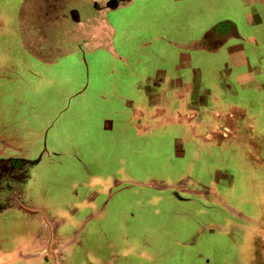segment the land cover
<instances>
[{
	"label": "rangeland",
	"instance_id": "374dc122",
	"mask_svg": "<svg viewBox=\"0 0 264 264\" xmlns=\"http://www.w3.org/2000/svg\"><path fill=\"white\" fill-rule=\"evenodd\" d=\"M122 1L34 0L36 20L41 23L44 19L49 26L46 33L41 27L37 33L56 53L70 44L60 43L59 34L64 38L69 34L56 22L62 15L68 19L62 23L66 29H82L80 57L65 54L63 65L53 68L54 75H49L48 68L45 76H49L43 79L14 76L8 64L0 66V160L9 159L12 167L38 161L30 178L0 177V191L5 188L0 192V255L6 256H0V264H264V188L256 205L262 214L261 225L254 230L249 221L243 230L259 237L227 241L218 236L240 231L236 223L243 215L239 207L244 195L241 177L224 171L209 173L199 166L200 161L192 169L191 161L177 159L172 133L149 140L139 137L137 124L128 122L127 101L138 98L136 83L131 81L135 76H126L125 66L113 59L109 45L93 51L88 48L96 38L87 30L99 27L100 20L114 24L120 18H135V25L142 28L171 23L179 11L178 16L185 13L188 19L183 23L188 30L228 19L238 24L241 34H249L241 1L208 0L206 6L199 3L202 0H128L127 5ZM20 3L0 0V17L5 22L0 27L5 35L13 27L12 15ZM113 3L121 4L119 12H112ZM107 30L103 26L108 39ZM11 35L4 36L5 49L12 43ZM212 65L216 71L217 61ZM174 77L167 76L168 80ZM207 78L215 82L219 76ZM240 78L239 89L227 79L229 92L223 97L232 106L225 115L254 116L236 107L242 103L264 115V89L260 87L264 76ZM198 115L194 130L202 140L196 152L213 144L221 152V130L226 122L222 113L216 112L207 122H201ZM208 141L215 143H204ZM261 142L264 154V134ZM95 191L97 195H93ZM84 200L89 201L86 210L77 211ZM89 206L97 207L104 216L85 226L80 224L83 219L96 214ZM73 214L78 217L71 221ZM202 232H213L215 237ZM8 238L13 247L18 246L2 245ZM41 243L51 252L56 250V256L43 254L39 258L45 252ZM246 248L248 257L242 261Z\"/></svg>",
	"mask_w": 264,
	"mask_h": 264
},
{
	"label": "flooded vegetation",
	"instance_id": "af4514ba",
	"mask_svg": "<svg viewBox=\"0 0 264 264\" xmlns=\"http://www.w3.org/2000/svg\"><path fill=\"white\" fill-rule=\"evenodd\" d=\"M202 2L204 6L207 5V1L202 0L199 3ZM113 5L112 12H115L117 3ZM179 12L173 14L175 16L173 22H165L163 25L161 23L138 28L134 23L135 18L134 20L118 19L116 22L112 40L113 59L125 66L126 76L136 77L130 80L136 83L138 93V98L127 101L130 110L128 122L137 124L135 131L138 132V136L147 140L150 137L172 133L170 140L174 144L177 159L186 163L191 161L192 169L198 166L200 161L199 166H203L209 173L224 171L229 175L241 177L240 189L244 195L241 196L239 207L243 215L236 223L240 231L218 236H222L227 241L255 240L259 237L258 233H246L243 230L249 221L253 222L254 230L261 225L262 214L256 205L259 204L264 188L262 163L264 154L261 151L264 115L244 103L236 107L254 116L225 115L230 113L232 105L223 96L226 95V90L229 92L226 88L227 79H232L230 82L236 84L238 89L241 87L239 80H241L240 76H245V72L248 71L247 62L251 64L254 61L264 62V30L256 29L254 33L251 32L246 36L240 33L238 26L232 20L228 19L216 21L212 26H192L188 30L187 26H183L188 19H185V13L178 16ZM180 16L181 20H179ZM177 21H180L179 25ZM129 35L134 38L129 40ZM252 37L254 39L250 40ZM243 52L246 54L245 58L241 55ZM213 60L217 61L216 71L213 69ZM244 60L245 64L242 63ZM162 76L176 77L166 81V84ZM207 76H219V78L214 82L215 79L208 80ZM165 86L168 88L163 89ZM260 87L264 89V85ZM211 91L218 93L212 96ZM238 91L240 94V90ZM239 94L235 96L240 101ZM209 96L208 102H205ZM262 100L264 101V98ZM216 112H221L226 120L223 121L221 130L223 150L219 152L217 150L219 146H214L215 142L208 141L204 143L213 145L203 149L204 152L198 153L197 143L202 140L197 137V131L194 130L198 114H201L203 119L201 122H207ZM229 118L233 122L229 121ZM251 148L255 150L252 154L248 153ZM192 150L195 154H191ZM1 166L3 168L0 170L3 171L0 177L5 180L18 179L26 175L17 167H12L11 163L0 161ZM225 183L229 187L228 181ZM229 208L230 206L226 208L228 216ZM205 236L215 237V234L207 232Z\"/></svg>",
	"mask_w": 264,
	"mask_h": 264
},
{
	"label": "crops",
	"instance_id": "0c3cea01",
	"mask_svg": "<svg viewBox=\"0 0 264 264\" xmlns=\"http://www.w3.org/2000/svg\"><path fill=\"white\" fill-rule=\"evenodd\" d=\"M36 2H38L39 0H35ZM127 0H123L121 2L122 5H127L128 3H126ZM208 1V0H205ZM241 4L243 6V10L246 11L244 12V18L246 20V24L248 25L247 30L248 32H252L254 33L255 30H264V0H240ZM33 3L34 0H21L20 6L18 8V10L15 12V14L12 15V29H10V34L12 33L11 37H12V43H8L7 45V49H5V47L3 46L4 42H7L5 40L4 36H9L5 35V33L1 30L0 27V66L4 63V65L8 64L10 68H12L13 70V75L14 76H35L37 78L43 79V76L47 75L46 70L48 68H50L49 70L50 73L49 75H54V69L53 68H60L63 63H64V55L66 54L67 56L70 54H76L77 53V57L79 58V41L81 39V31L82 29H76L74 31H71V29H66L64 27V24H62L63 22H65V20H68L67 17L62 15V18L60 20H57L56 22H58V24L60 25V30L61 31H68V37H63L61 34L60 35V43L63 46L64 43H70L68 45V47L64 50V47L61 48V50L58 49L57 53L55 52V50H53V48L48 47V40L45 39L44 37H40V35H38L37 33V29L39 27H41V29L43 30V33H46V29L49 27L47 25V21L44 19H41V23L39 21L36 20V18L38 19L37 14H33ZM119 3V5L117 4V7L115 12H119V9L121 7H118L121 5ZM239 9L240 8V4H239ZM46 11V10H45ZM48 11V10H47ZM3 13V11H2ZM37 13V12H36ZM48 13L46 14V16H48ZM35 16V18H34ZM45 16V17H46ZM49 18V17H48ZM59 19V18H58ZM121 19V18H120ZM123 19V18H122ZM126 19V18H125ZM118 21V19L116 20V22ZM39 22V24H38ZM99 27H95L93 26L92 29H90L89 31L87 30V33L90 36H93L94 38H96L95 40H93L92 44L88 45V48H91L92 51L99 49L100 47L104 46H108L110 47V49L113 50L112 48V40H113V29L116 26V22L113 24H110V22L106 23V20L104 22H102V20L99 21ZM1 23H5L3 21V18L0 17V24ZM238 25V24H236ZM103 26L106 27V29H108L107 31L109 32V38L107 39V37L105 35H103L104 31H103ZM239 28V27H238ZM12 30V31H11ZM137 31V30H135ZM133 32V31H132ZM14 33V34H13ZM42 33V34H43ZM62 33V32H60ZM137 33V32H135ZM246 36L248 35L247 33ZM14 36V39H13ZM249 36V35H248ZM42 40H40V39ZM131 38H134V36L130 37L129 35V40ZM254 37L250 38V40H253ZM74 43H77L78 46L73 45ZM126 44V42H125ZM73 45V46H72ZM72 47L74 48V50L72 52L70 51ZM244 58L246 57V54L243 52L241 54ZM245 60L242 61V63L245 64ZM258 63V65L256 64ZM247 72H245V76H252V79L255 80L256 76H264V62H255L253 64L248 63L247 62ZM41 66V67H39ZM43 66V67H42ZM48 75V76H49ZM45 76V77H48ZM134 79H136V77H134ZM163 81L164 83H166V81H168L167 76L163 77ZM241 81V80H239ZM167 84V83H166ZM245 86V85H244ZM168 88V87H167ZM166 86L163 87V89H167ZM155 101V100H154ZM156 102V101H155ZM158 103L159 100H157ZM141 126V124H139ZM50 128H48L47 131H49ZM57 154V153H55ZM63 155L62 153H58L57 156H61ZM82 157V156H81ZM0 161H4V162H8L9 159H1ZM42 161V158H41ZM37 160H34L30 163H26L25 166H20L18 164L17 168L18 170L20 169L22 172H24L25 177H29L30 178V173H31V169H33L34 167H36L37 165ZM29 164V165H27ZM15 165V164H14ZM24 177V176H23ZM15 180V179H14ZM97 185H103V184H97ZM79 186H81L79 184ZM95 186V185H94ZM8 190V188H6ZM1 193L5 192V188L2 191H0ZM97 191H95L93 193V195H97ZM88 202V203H87ZM89 201H83L80 203V205L78 207H76L77 211H80L81 208H83V210L85 211L86 209H84L86 206H88ZM90 207V206H89ZM97 207H90L88 208L89 210H92L94 212H96V214H90L87 218L83 219L84 221H82L80 223V221L76 220L77 222H79L82 225L87 226L88 224L94 223L96 221L95 218H100L101 211L99 212L97 209ZM102 208L105 210V206H102ZM96 209V210H94ZM87 213V212H86ZM78 216L76 214H73V216H71V221H73L75 218H77ZM84 218V217H83ZM84 226V227H85ZM1 240V239H0ZM1 244L4 245L7 248H11V243L9 242V238L8 240H2ZM18 245H14L13 248H16ZM41 246H43L42 248L45 249V252H42L39 255V258L43 255V254H50L51 255H55L56 250L51 252V250L45 245L44 243H41ZM24 248V247H23ZM34 248V247H32ZM36 249V248H35ZM31 250V249H30ZM246 252L242 253V257L241 260L245 261V258L248 257V250L246 248L245 250ZM21 252H25L23 249ZM55 252V253H54ZM23 254H21L20 256H22ZM1 258L5 259V255L2 254L0 255ZM32 257V256H30ZM42 259L47 260L46 258L42 257ZM33 261V260H31Z\"/></svg>",
	"mask_w": 264,
	"mask_h": 264
}]
</instances>
